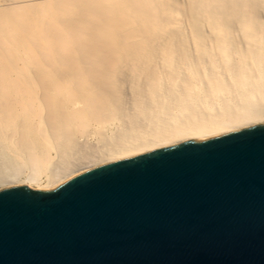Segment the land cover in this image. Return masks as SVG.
I'll return each mask as SVG.
<instances>
[{"label":"bare ground","instance_id":"obj_1","mask_svg":"<svg viewBox=\"0 0 264 264\" xmlns=\"http://www.w3.org/2000/svg\"><path fill=\"white\" fill-rule=\"evenodd\" d=\"M264 125V0H0V190Z\"/></svg>","mask_w":264,"mask_h":264},{"label":"water","instance_id":"obj_2","mask_svg":"<svg viewBox=\"0 0 264 264\" xmlns=\"http://www.w3.org/2000/svg\"><path fill=\"white\" fill-rule=\"evenodd\" d=\"M0 264H264V125L0 190Z\"/></svg>","mask_w":264,"mask_h":264}]
</instances>
